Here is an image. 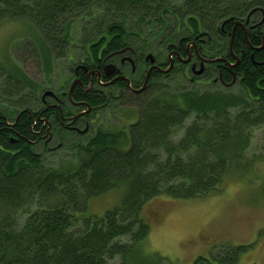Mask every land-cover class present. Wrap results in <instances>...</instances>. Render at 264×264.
<instances>
[{"label": "trees", "instance_id": "obj_1", "mask_svg": "<svg viewBox=\"0 0 264 264\" xmlns=\"http://www.w3.org/2000/svg\"><path fill=\"white\" fill-rule=\"evenodd\" d=\"M261 7L264 0H0V27L18 20L31 25L37 36L31 50L48 85L59 61L92 69L130 47L138 53L140 80L142 52L152 39L177 45L185 36L209 33L204 55L229 54L231 36L224 37L219 26L228 21L224 27L231 34L235 23ZM234 38V52L244 50L245 56L235 69L240 86L231 90H197L198 79L180 62L168 74L153 73L141 95H130L120 82V100L96 76L90 90L77 84L72 100L85 106L76 108L66 95L64 116L87 105L92 111L67 126L49 112L52 128L46 122L45 130L62 152L56 159L49 146L36 150L43 143L35 134L43 125L37 115L43 90L14 60L11 68L0 61V264H167L145 252L148 202L203 200L255 171L246 152L252 130L264 125V50L252 52L261 38L244 35L241 26ZM166 45L156 55L165 67ZM81 76L87 87V75ZM105 111L119 123L105 125ZM116 190L119 206L90 214L93 199ZM245 250L230 249L217 262L200 257L194 264H236Z\"/></svg>", "mask_w": 264, "mask_h": 264}, {"label": "rangeland", "instance_id": "obj_2", "mask_svg": "<svg viewBox=\"0 0 264 264\" xmlns=\"http://www.w3.org/2000/svg\"><path fill=\"white\" fill-rule=\"evenodd\" d=\"M252 17L260 19L257 13H252L250 20ZM150 37L151 35H148L145 39ZM36 38L28 22L26 24L20 20L8 21L1 25V63L6 68H11L14 60L17 66L39 85V89L43 90L37 93L38 99L48 91L58 95L65 92L68 94L75 79L71 70L72 63L65 60L57 62L52 83L48 85L43 68L31 50ZM141 40L139 38V41ZM160 45H166L163 38H154L144 53L146 56L152 53L158 56ZM164 52L163 58L168 55L165 49ZM78 54L80 52L76 51V55ZM188 73L190 78H194V73L190 70ZM214 77L218 78L217 75ZM213 81L211 79V84L197 82L194 87L205 91L219 88L220 84ZM192 85L191 83L189 86ZM47 101L51 100L47 98ZM101 117L105 125L119 123L110 112L105 111ZM250 136L252 139L246 157L255 160V171L251 175L253 177H234L222 192L203 200L176 201L159 197L148 202L145 206V216L151 225L148 242L145 244V252L148 255L157 254L167 264H194L200 257H211L217 262L219 257H228L230 249L245 247V252H240L235 258L236 264H264V125L255 127ZM57 142L51 141V138L47 142L46 147L49 146L54 151L50 155L52 159L62 155V152L56 149ZM36 146L38 152L45 151L43 144ZM120 204V192L116 190L93 199L89 206L90 214L103 215ZM111 264L117 262L112 261Z\"/></svg>", "mask_w": 264, "mask_h": 264}, {"label": "flooded vegetation", "instance_id": "obj_3", "mask_svg": "<svg viewBox=\"0 0 264 264\" xmlns=\"http://www.w3.org/2000/svg\"><path fill=\"white\" fill-rule=\"evenodd\" d=\"M251 12V11H250ZM259 14L260 15V19H253L249 21V23H246V20L240 21L242 23V25H240L243 29L244 35H247L248 32L252 33L255 32L256 35H258L261 38V45L260 46H252V52L255 51H263L264 50V8H259L258 11L254 12L253 14ZM250 14V13H249ZM247 18V17H246ZM225 24H221L219 26L220 28V32L223 34L224 37H229V35L231 36L230 38V43H229V54H219V56H209L206 57L204 55V48L207 45V41H211V37L209 35V33H202L200 35H194V37H189V36H185V38H180L177 45L174 44H169L166 46V51L168 52V63L171 65L174 62V67L177 65V62H180L181 64L187 66L189 68V70L194 73V77L196 79H198V83L204 81L206 83H210L211 79H205L206 77L209 76V73H214L218 76V78H212L214 81V83H219L220 86L226 90H231L233 88H237L240 86V75L238 73V71H236L235 69H237L242 62V58L245 56V51L242 50L240 52V54H236L234 52L233 49V41L232 39L234 38V34L236 32V30L238 29V27H240L239 25H237L235 23L233 32L231 34L227 33L225 31ZM204 34V35H203ZM235 39V38H234ZM185 45V47H184ZM133 49V51L131 50H127L124 53H120V51L124 50V49H129V48H124L121 49L118 53L112 54L110 56H108L101 65H98L97 68H92L90 69L87 65V71L83 70V66L84 63H75L74 66H72L71 70L73 71V75H74V80L73 82H75L77 79H79L80 81L77 82V84L81 85L82 87L86 88V90H90L93 87V82H94V76H96L97 82L99 83V86L105 90L109 96L111 98L120 100L121 96L118 95V93L115 91L117 88V84H119L120 82L125 84V87L127 88V91L130 95L134 94V95H141L144 93V91L148 88V85L151 82V78L153 76V73L157 72L158 74L164 75V74H168V73H161L159 70H157L156 68H153L152 72L150 73L151 76L149 78V81L147 82V87L145 88V90H143V92H137V90H140L143 88L144 83L146 82L147 79V73L149 72V70L152 68V64L149 63V61H147V56L146 53L142 52V55L144 56V66H143V76L140 77V80L136 79V75H141V71L139 72V66L136 63V59L134 58L135 56H137L138 53H136L135 49L133 47H131ZM184 50V51H182ZM185 52V53H183ZM254 54V53H253ZM252 54V56H253ZM150 55V54H149ZM230 55V57H229ZM155 56V63L156 65H158L161 69H167L170 67L169 66H164L165 64H161L158 62L157 56ZM222 59V61L219 62H215L216 59ZM253 58V57H252ZM129 59V60H128ZM239 61H238V60ZM108 64H112L115 65L117 67V69L119 70V72H115L109 75L110 70H105L106 66ZM163 65V66H162ZM85 66V67H86ZM173 67V68H174ZM188 70V72H189ZM202 70L201 74H198V76L196 75L197 71ZM98 72H100L101 76L99 77ZM82 74H86L88 79H89V85H87V87L84 85L83 81H82ZM190 74V73H189ZM109 75V76H108ZM120 76H124L129 80L130 86H128V83L123 80H117L115 81L116 78H119ZM226 78L228 81H224L223 79ZM208 81V82H207ZM76 84V85H77ZM201 84V83H200ZM211 84V83H210ZM73 83L71 84L70 88L72 87ZM69 88V89H70ZM76 88V86H75ZM74 88V90H75ZM134 90H132V89ZM71 90V89H70ZM73 94V92H72ZM67 95L68 99L69 98V93L67 94V92L62 93L61 95L54 93V95L52 97L48 96L43 100V96L42 98L39 99V104H38V109H37V115H38V120L43 124L42 127L39 129V131H35V134L40 135V140L43 141V146L46 147L47 146V142L50 140V138H48V131L45 130V126L47 125V123H49V130L52 128V123H50V113L49 112H53V113H58L55 114V116H59L60 117V122L64 123L66 126L67 125H72L73 123H75L76 121L72 122L71 118L77 116V114H82V113H90L92 110L90 108V111H88L87 109L84 110H80V112H78L75 116H64V111L63 109L66 107L65 102L61 99V98H65ZM47 98H49L51 101H47ZM72 99V96H71ZM71 102H73V105L76 108H82L83 106H85L84 102H77V103H81V105H78L77 103H74V101L70 100ZM89 105H87L88 107ZM52 110V111H51ZM48 116H46V114H48ZM82 114L80 115V117L85 116L86 114ZM2 116V114H0ZM54 116V117H55ZM6 117V116H4ZM79 117V118H80ZM9 120V119H7ZM49 120V121H48ZM47 122V123H46ZM12 121L9 122L8 121V125L12 126ZM70 130H75L79 131V129L77 130V128L70 126L68 127ZM89 128V124H87L86 129L84 131H86ZM82 132V131H81ZM47 148V147H46ZM45 148V149H46Z\"/></svg>", "mask_w": 264, "mask_h": 264}, {"label": "water", "instance_id": "obj_4", "mask_svg": "<svg viewBox=\"0 0 264 264\" xmlns=\"http://www.w3.org/2000/svg\"><path fill=\"white\" fill-rule=\"evenodd\" d=\"M259 10V8H256V9H253L251 12H250V14H249V16H248V18H247V20H246V23H249V20H250V16H251V14L252 13H254V12H256V11H258ZM228 22V21H227ZM227 22H225V23H227ZM237 25H242V23L239 21V22H237L236 23ZM204 35V34H203ZM234 40V38L232 39V41ZM127 50H131V51H133V49L130 47L129 49H124V50H122V51H120V53H124V52H126ZM129 60V59H128ZM238 60V59H237ZM147 61H149V63H151L152 64V68L149 70V72L147 73V79H146V82L144 83V85H143V88L142 89H140V90H138L137 92H143V90H145V88L147 87L146 85H147V82L149 81V78H150V76H151V72H152V70H153V68H156L157 70H159L161 73H169L172 69H173V67H174V62L170 65V67L169 68H167V69H161L158 65H156V63H155V56H154V54L152 53V54H150V55H148L147 56ZM219 61H222V59H216L215 60V62H219ZM239 61V60H238ZM83 68V70L84 71H87V66L85 67V66H83L82 67ZM109 69H111L110 70V73H109V75L110 74H112V73H115V72H119V70L117 69V67L115 66V65H112V64H108L107 66H106V71L107 70H109ZM115 71V72H114ZM202 73V70H199V71H197V73H196V75L198 76V74H201ZM98 75H99V77L101 76V74H100V72H98ZM108 75V76H109ZM120 79H123V80H125L127 83H128V86H130V83H129V80L126 78V77H124V76H120L119 78H116L115 79V81H117V80H120ZM80 80L79 79H77L74 83H73V85H72V87L70 88L71 90H70V92H69V98H70V100H72L71 99V96H72V92L74 91V88H75V86H76V84H77V82H79ZM131 87V86H130ZM132 89V88H131ZM132 90H134V89H132ZM54 95V93L52 92V91H48V92H46L45 94H44V96H43V100L46 98V97H48V96H50V97H52ZM73 101V100H72ZM78 105H81V103H77ZM88 111H90V107L88 106ZM85 113V112H84ZM84 113H82V114H84ZM82 114H77V116H75V117H73V118H71V121L72 122H74V121H76L79 117H80V115H82ZM86 114V113H85Z\"/></svg>", "mask_w": 264, "mask_h": 264}, {"label": "bare ground", "instance_id": "obj_5", "mask_svg": "<svg viewBox=\"0 0 264 264\" xmlns=\"http://www.w3.org/2000/svg\"><path fill=\"white\" fill-rule=\"evenodd\" d=\"M227 22V21H226ZM27 33V32H26ZM30 37V36H29ZM1 55V54H0ZM155 55V54H154ZM138 91V90H137ZM252 95V94H251ZM90 107V106H89ZM91 108V107H90ZM87 139V138H86ZM139 247V246H138ZM146 257V256H145Z\"/></svg>", "mask_w": 264, "mask_h": 264}]
</instances>
